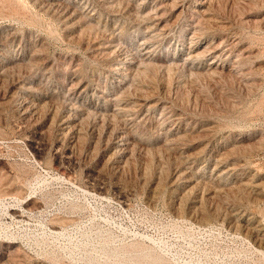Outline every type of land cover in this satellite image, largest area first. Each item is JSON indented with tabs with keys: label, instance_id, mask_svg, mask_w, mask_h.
<instances>
[{
	"label": "rangeland",
	"instance_id": "1",
	"mask_svg": "<svg viewBox=\"0 0 264 264\" xmlns=\"http://www.w3.org/2000/svg\"><path fill=\"white\" fill-rule=\"evenodd\" d=\"M204 1L0 0V264H264V0Z\"/></svg>",
	"mask_w": 264,
	"mask_h": 264
},
{
	"label": "bare ground",
	"instance_id": "2",
	"mask_svg": "<svg viewBox=\"0 0 264 264\" xmlns=\"http://www.w3.org/2000/svg\"><path fill=\"white\" fill-rule=\"evenodd\" d=\"M212 2V0H205L204 2H203V4H207V3H209V2ZM210 2V3H211ZM166 3V2H165ZM171 5V4H170ZM176 5V4H175ZM186 5V4H185ZM174 6V5H173ZM202 8V7H201ZM194 11H196V12H203L204 13V11H202V10H200V8L199 9H195ZM171 12V11H170ZM198 14V13H197ZM146 17V16H145ZM211 18V17H210ZM195 23V22H194ZM89 24V23H88ZM92 26H93V24H92ZM94 27V26H93ZM90 30V29H89ZM203 32V31H202ZM187 33V32H186ZM87 35V34H86ZM196 36V35H195ZM149 38V37H148ZM226 42V41H225ZM217 45V44H216ZM141 46H142V44H141ZM215 46V45H214ZM189 47V46H188ZM212 47V46H211ZM219 47V46H218ZM206 50V49H205ZM231 50V49H230ZM212 53H213V51H211ZM210 52V53H211ZM235 54V53H234ZM200 56V55H199ZM242 59V58H241ZM194 61V60H193ZM214 62H212V64H213ZM174 66V65H173ZM234 66V65H233ZM148 68V67H147ZM170 69V68H169ZM124 70V69H123ZM141 71V70H140ZM216 71V70H215ZM233 72V71H232ZM139 73V72H138ZM137 73V74H138ZM143 74V73H142ZM204 74V73H203ZM230 74V73H229ZM125 76V75H124ZM136 78V77H135ZM12 96V95H11ZM149 99V98H148ZM32 102V101H31ZM137 102V101H136ZM24 103V102H23ZM38 103V102H37ZM43 105V104H42ZM149 105V104H148ZM30 106V105H29ZM125 106V105H124ZM38 108V107H37ZM44 108V107H43ZM131 108V107H130ZM155 108V107H154ZM34 109V108H33ZM45 109V108H44ZM127 109V108H126ZM138 109V108H137ZM28 111V110H27ZM119 111H121V110H119ZM125 111V110H124ZM116 112V111H115ZM133 112V111H132ZM98 113V112H97ZM56 114V113H55ZM57 115V114H56ZM126 115V114H125ZM57 117V116H56ZM55 117V118H56ZM65 121V120H64ZM63 129V128H62ZM73 129V128H72ZM79 134V133H78ZM181 136V135H180ZM176 140V139H175ZM147 141V140H146ZM168 141V140H167ZM172 142V141H171ZM225 154V153H224ZM225 157V156H224ZM222 173V172H221ZM262 227V226H261ZM259 229V228H258ZM257 239V238H256ZM257 243V242H256Z\"/></svg>",
	"mask_w": 264,
	"mask_h": 264
}]
</instances>
